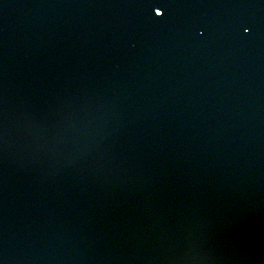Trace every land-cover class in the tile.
I'll return each mask as SVG.
<instances>
[{
	"label": "snow or ice",
	"instance_id": "1",
	"mask_svg": "<svg viewBox=\"0 0 264 264\" xmlns=\"http://www.w3.org/2000/svg\"><path fill=\"white\" fill-rule=\"evenodd\" d=\"M164 5H162V4H157V6H156V9H155V15L157 16V17H160V16H162L164 13H162L159 9H160V7H163ZM243 26V25H242ZM244 31L245 32H247V31H249V29L247 28V27H244Z\"/></svg>",
	"mask_w": 264,
	"mask_h": 264
}]
</instances>
